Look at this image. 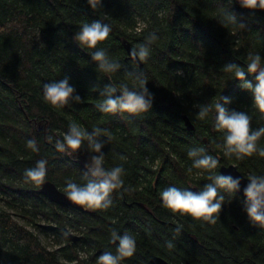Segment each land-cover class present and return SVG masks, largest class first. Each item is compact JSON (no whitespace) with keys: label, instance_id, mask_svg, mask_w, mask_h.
<instances>
[{"label":"trees","instance_id":"1","mask_svg":"<svg viewBox=\"0 0 264 264\" xmlns=\"http://www.w3.org/2000/svg\"><path fill=\"white\" fill-rule=\"evenodd\" d=\"M226 11L245 28L221 23ZM94 21L110 26L98 47L121 64L116 73L99 72L92 50L74 40L84 22ZM124 40L133 49L149 45L142 66L126 60ZM254 54L264 57V10L249 11L235 0H101L95 9L88 0H0V264H97L103 252L115 253L114 231L136 240V252L124 264H152L154 256L171 264H264V228L249 222L238 193L225 194L214 224L172 213L159 195L168 186L197 192L210 183L209 173L188 172L190 148L216 158L217 173L221 165L235 164L246 177L264 175V157L225 156L223 136L215 130L214 104L223 97L230 99V111L249 115L251 128L264 127L251 92L223 70L228 63L246 67ZM136 74L148 81L151 111L101 112V90L109 84L132 87ZM65 77L82 103L53 107L43 99V86ZM245 78L254 83L251 75ZM200 104L213 106L204 121L195 115ZM73 122L89 132L105 130V167L125 169L107 209L59 205L41 186L25 182L24 172L44 159L45 181L62 191L68 182L87 183V146L73 156L54 146ZM30 139L38 151L27 147ZM258 146L264 148V137ZM40 219L47 223L44 230ZM66 230L79 232L81 241L69 240ZM47 232L56 234V244L49 245Z\"/></svg>","mask_w":264,"mask_h":264},{"label":"clouds","instance_id":"2","mask_svg":"<svg viewBox=\"0 0 264 264\" xmlns=\"http://www.w3.org/2000/svg\"><path fill=\"white\" fill-rule=\"evenodd\" d=\"M88 3L95 9L100 6L101 0H88ZM239 3L249 11L264 10V0H239ZM221 23L245 28V25L238 22L235 15L229 11L221 14ZM110 31L108 24L99 21L84 22L74 35V40L81 48L92 50L89 53L91 60L97 66V70L105 75L116 73L121 68V64L111 58L103 47H98L109 38ZM154 39L155 36L149 38ZM150 53L148 44H140L131 50L130 57L143 62L149 58ZM245 65L246 67H241L235 63H228L223 70L240 81L244 90L251 92L253 107L264 114V57L260 54L250 55ZM246 74L253 77L254 83L245 78ZM147 83L143 75L136 74L132 75V87L122 85L118 90L110 84L105 86L100 92L104 99L99 104V110L106 114L127 113L132 116L149 113L153 107L154 97L147 89ZM43 99L53 107L82 103L81 97L76 94L67 77L44 84ZM230 102L229 98L223 97L214 104L215 130L223 136L221 147L225 156L235 155L237 159L253 155L264 157V148L258 146V141L264 137V127L251 128L249 115L245 112L230 111L227 108ZM212 107L208 104L194 105L196 118L206 120ZM106 134L105 130L100 128L89 132L73 122L63 138L55 142V149L59 153L73 156L85 145L90 153V161L85 165L84 173L87 183L80 185L68 182L64 188L66 198L75 205L90 209H107L112 203L111 194L123 186L125 169L122 166L110 169L105 167V155L102 151L104 142L101 138ZM27 147L33 152L38 151L34 139L27 141ZM187 155L192 161L188 172L192 173L193 169L200 170L197 172L198 176L205 172L209 173L207 180L210 183H205L197 192L168 186L159 193L160 199L163 206L174 214L214 224L219 220L222 207L225 205V194L234 197L240 192L241 179L217 173L215 170L218 169L219 161L206 154L202 148H190ZM46 175L47 161L41 159L34 167L24 172V179L26 183L41 186ZM246 179L248 183L243 189V210L252 225L264 228V175L249 174ZM112 240L117 245L115 253L103 252L97 257V264H124L136 252L134 236L126 233L120 235L114 231ZM172 246L169 242L168 247Z\"/></svg>","mask_w":264,"mask_h":264},{"label":"water","instance_id":"3","mask_svg":"<svg viewBox=\"0 0 264 264\" xmlns=\"http://www.w3.org/2000/svg\"><path fill=\"white\" fill-rule=\"evenodd\" d=\"M237 4L239 3V0H235ZM124 47L127 51V57L126 60H131L138 66H142L143 62H140L138 60H133L130 57V52L133 49L132 45L130 42L127 40L123 41ZM183 119L185 121V124L188 129L193 130L194 125L188 115H184ZM220 172L223 175H232L233 177H239L241 179V185H240V192L238 194L243 197V189L247 186V179L246 176L238 169V167L235 164H229V165H221L220 167ZM197 191V189H195ZM40 192L45 195L47 198H49L52 202L63 205V206H68L72 207L75 209H78L80 211L85 210V207L78 206L70 202L64 193L54 182L52 181H45L40 188ZM161 200V199H160ZM67 238L71 240L72 242H79L82 239V236H78L73 234L72 232L67 231ZM150 262L152 264H171L169 261L166 259L159 257V256H154L151 258ZM184 264H193L191 262H185Z\"/></svg>","mask_w":264,"mask_h":264},{"label":"rangeland","instance_id":"4","mask_svg":"<svg viewBox=\"0 0 264 264\" xmlns=\"http://www.w3.org/2000/svg\"><path fill=\"white\" fill-rule=\"evenodd\" d=\"M38 223L41 225L40 226L41 230H44V227L47 225L46 221L43 219H40V221ZM25 225H27L29 228L33 229V227L30 224L25 223ZM47 233H48L47 242L49 243V245L56 244L54 241L57 238L56 234L54 232H47ZM72 233L80 236L79 232L72 231ZM63 241L64 240H62V242Z\"/></svg>","mask_w":264,"mask_h":264},{"label":"bare ground","instance_id":"5","mask_svg":"<svg viewBox=\"0 0 264 264\" xmlns=\"http://www.w3.org/2000/svg\"><path fill=\"white\" fill-rule=\"evenodd\" d=\"M55 241V240H54ZM60 244V243H59ZM167 260V259H166Z\"/></svg>","mask_w":264,"mask_h":264},{"label":"flooded vegetation","instance_id":"6","mask_svg":"<svg viewBox=\"0 0 264 264\" xmlns=\"http://www.w3.org/2000/svg\"><path fill=\"white\" fill-rule=\"evenodd\" d=\"M196 189V188H195Z\"/></svg>","mask_w":264,"mask_h":264}]
</instances>
